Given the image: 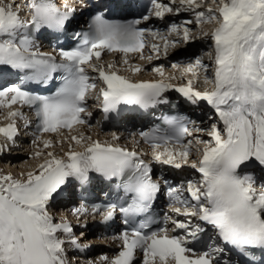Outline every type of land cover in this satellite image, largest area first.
I'll return each instance as SVG.
<instances>
[{
  "label": "snow or ice",
  "instance_id": "obj_1",
  "mask_svg": "<svg viewBox=\"0 0 264 264\" xmlns=\"http://www.w3.org/2000/svg\"><path fill=\"white\" fill-rule=\"evenodd\" d=\"M149 3L148 15L141 19L122 22L98 12L87 31L75 33L79 38L75 47L53 49L57 60V55L40 50L37 38L45 34V29L63 30L75 9L62 12L53 0H24L22 6L15 0L8 4L0 0V82L12 75L20 81L0 87V115L7 121L0 126V138L15 143L17 120L24 119L22 112L13 110L18 105L32 110L36 118L33 145L52 149L58 137L56 143L62 149L61 156L47 151L43 162L24 179L0 175V264H70L66 245H81L67 221L54 222L50 205L69 179L83 188L91 182L93 173L117 181L123 203L103 208L93 205L92 214H101L102 222L108 224L119 212L128 226L113 237L120 242L121 250L111 260L102 256L104 264H133L137 252L143 255L141 264H220L228 250L250 257L248 264H256L254 250L264 254V179L258 181L255 172L259 169L264 175V0ZM21 7L27 10V19H21ZM201 8L204 10L199 11ZM182 12L192 19L168 24L166 32L140 27L151 16L163 20L166 14ZM211 24L215 27L210 34L203 32L196 37L211 41V51L204 53L212 60L211 77L208 65L199 57L184 67L181 78L187 77V81L180 86L169 82L176 76L166 77L161 67L152 69L159 80L134 81L129 77L141 73L142 68L127 67L128 75H121L114 63H100L104 53L121 54L124 65H128L131 54L139 53L144 59L146 49L149 60L159 58L161 53L166 56L170 48L193 39L189 25L200 28ZM172 36L176 38L170 40ZM178 67L172 65L173 69ZM201 73L208 86L203 91L194 87ZM56 79L61 81L60 86L50 95L22 87L47 86ZM98 83L106 118L121 106L148 109L168 104L165 94L170 91L191 105L206 104L214 113L209 115L213 122L206 130L184 116L165 115L162 124L129 134L137 145L149 146L154 163L173 169L190 165L199 174V179L187 181L186 187H168L166 195L175 205L172 213L186 218L181 221L165 214L164 223L171 221V231L176 234L170 235L167 227L149 230L159 223L150 211L161 186L153 181L152 169L136 151L74 134L88 123L82 114L87 111L89 93ZM194 133L209 139L202 140ZM45 134L53 139H43ZM188 137L192 139L185 142ZM112 139L119 137L113 135ZM65 145L67 149L63 150ZM194 145L197 158L191 160ZM41 154L36 151L34 155L39 158ZM87 214L85 205L73 209L77 217ZM142 215L145 218L135 224V218ZM191 217L203 225L194 224ZM206 226L226 247L209 244L207 250L197 251L195 246L203 242L201 234ZM225 264H231V260Z\"/></svg>",
  "mask_w": 264,
  "mask_h": 264
},
{
  "label": "rangeland",
  "instance_id": "obj_2",
  "mask_svg": "<svg viewBox=\"0 0 264 264\" xmlns=\"http://www.w3.org/2000/svg\"><path fill=\"white\" fill-rule=\"evenodd\" d=\"M11 3V2H10ZM162 3H165V4H169L170 3V0H164V2H162ZM8 4V3H7ZM177 4H178V0H177ZM17 5V4H16ZM173 7H175L176 5H172ZM199 11H202V9L200 10V9H198ZM168 16H171L172 14H167ZM174 16H179V18L178 19H176L177 21L175 22V23H180L181 21H183V20H185V19H192V17H191V15L189 14V13H180V14H178V15H174ZM157 19V18H156ZM160 20V19H159ZM167 25H165V24H163V25H161V28H162V30H165V31H167V27H166ZM189 27L192 29V35H193V39L188 43V44H184V43H180L176 48H174V49H169V51L168 52H171L170 53V55H173L174 54V51H179V50H182L184 47H186V46H190L191 44H193V43H195L196 41H198V38H196V37H199V36H201L202 35V32H208L209 34H210V32H211V30H212V28H214L215 27V25L214 24H211V25H202L200 28H197L195 25H189ZM161 28H160V30L159 31H161ZM157 30V31H158ZM200 30V31H199ZM164 32V31H163ZM197 32H199L198 34H197ZM170 40H171V38H169ZM204 41H199V44H200V42L201 43H203V44H205V45H203L202 47H198V44L196 45V47H194V50H196V52H193L191 55H192V57L190 56V57H185L186 59H183V61L184 62H186L187 61V59H188V62H190V61H194L197 57H199L200 59H201V61H202V63L203 64H205V65H208V67H209V71H208V76L209 77H211V75H212V67H213V65H212V60L210 59L209 60V62H204V61H208V59L210 58L209 56H207V55H204V53H208V52H210L211 51V49H210V44H211V41L210 40H208L207 42L205 41V39H203ZM158 42V41H157ZM158 43H160V42H158ZM200 48H202L201 50H199ZM186 51H189V50H187V49H185ZM201 51L200 53H199V51ZM180 52V51H179ZM146 57L148 58V55H146ZM209 57V58H208ZM154 58H156V57H153V59L152 60H155L154 62H156V64L154 63V62H150L149 61V59H148V61H142V60H140L137 64L139 65V67L141 68L142 66H144V68H146V70H145V72H143V74L142 73H139V74H137V77L138 78H136V81L138 80V79H140V80H151L150 78H153V79H160V77L159 76H156L155 74H151V73H153L152 72V69L154 68V67H161V68H163V70H164V72H167V73H165V76L166 77H171V76H173V75H175L176 76V79L175 80H171V81H169V82H171V83H173L174 85H177V86H180V85H182L183 83H186V81H187V77H184L183 79L181 78V77H179V73H182L183 72V70H184V67H186L187 66V64L188 63H186V64H181V63H178L177 61H175V62H177L178 63V65H179V67L177 68V69H173V68H169L170 67V65H168L167 67H163L164 66V64H163V66L161 65H159L158 63H165L166 61H169V59L167 58V56H165L163 53H161L160 55H159V58H157V59H154ZM208 58V59H207ZM151 60V61H152ZM186 60V61H185ZM190 60V61H189ZM136 63V62H135ZM171 65H173V64H171ZM146 66V67H145ZM172 67V66H171ZM149 69V70H148ZM169 69H170V71H169ZM126 73V72H125ZM127 74V73H126ZM150 75H154L153 77H151ZM180 76H181V74H180ZM141 78H146V79H141ZM134 79V78H133ZM205 87H208L207 85H205L204 84V74L203 73H201V75H200V77H199V79L198 80H196L195 81V88L196 89H198V90H204L205 89ZM214 116V115H213ZM2 119V117H0V120ZM213 121L212 120H209V114H202V117H201V119L199 120V122H198V124H197V126L198 127H200V128H202V129H207L209 126H210V124L212 123ZM194 135L195 136H199V138L200 139H202V140H207V139H209L208 137H207V135H205V134H202V133H194ZM85 136V135H84ZM93 135L92 134H90V133H87L86 134V137H91L92 139H93V137H92ZM95 137V136H94ZM95 139H97V140H102V136H96L95 138H94V140ZM189 139H192V138H189ZM188 140V139H187ZM54 141H56V140H54ZM187 142V141H186ZM55 144V147L54 148H52V149H43V145L42 144H40V145H36V146H32V148H28V149H20V148H18L19 150H20V153H15V152H13L12 154H9V155H6V154H4V153H2V151H0V160H4V159H7L8 160V162H10V161H14L16 158H22L21 160V166H19L18 167V169H17V171L15 172V171H13L12 169H13V166H15V164L13 163V164H6V162L4 163V162H2V163H0V166L2 165V167H0V175H11L14 179H19V178H23L24 176H22L21 174L24 172V171H26V169L28 170V169H30L31 167H32V165H34L35 163H37V162H39V160H44L45 159V153L47 152V151H53L57 156H61L62 155V149L61 148H59V147H57V144L56 143H54ZM5 143L0 139V148H5ZM12 148H10L9 150H11ZM17 149V148H16ZM36 151H41L42 152V154H41V156L39 157V158H36L35 157V152ZM8 152V151H7ZM10 153V152H9ZM15 153V154H14ZM194 158H196V154H195V145L193 146V155H192ZM9 158H11V159H9ZM30 166V167H29ZM36 166V165H35ZM16 167V166H15ZM14 167V168H15ZM20 168V169H19ZM32 168H34V167H32ZM15 169V170H16Z\"/></svg>",
  "mask_w": 264,
  "mask_h": 264
},
{
  "label": "bare ground",
  "instance_id": "obj_3",
  "mask_svg": "<svg viewBox=\"0 0 264 264\" xmlns=\"http://www.w3.org/2000/svg\"><path fill=\"white\" fill-rule=\"evenodd\" d=\"M15 1H17V0H15ZM60 1H62V0H60ZM3 2H4V4H7L9 1L8 0H3ZM161 2H164V0H161ZM202 9V11L204 10L203 8H201ZM200 9V10H201ZM22 12H23V14L24 15H26L27 14V10L26 9H24L23 7L20 9ZM184 13V12H183ZM24 16L22 15L21 16V19H24L23 18ZM179 18V16H174V15H171V16H168L167 14H166V16L164 17V19L163 20H159V19H154V17L153 18H151V20H149V24H151V26L153 27V28H155L156 30H158V29H160L161 28V25H163V24H165V25H167L168 26V24H171V23H175L177 20L176 19H178ZM166 26V27H167ZM200 31V30H199ZM199 32H197V34H198ZM203 33V32H202ZM169 38H171V39H175L176 37H174V36H172V37H169ZM198 41H204L203 39H198ZM204 43V42H203ZM203 43H201L200 42V44H198V47H202L203 45H205V44H203ZM194 47H196V45L194 46ZM204 47V46H203ZM202 48H200L199 50H201ZM197 50V49H196ZM196 50H194V49H191V50H189V51H186L185 50V47L182 49V50H177V51H174V54L173 55H170V53L171 52H168L167 53V58L169 59V60H171V59H174L175 58V60L176 59H178V58H180L179 60H183V59H186L185 57H192V53L193 52H196ZM198 50V51H199ZM201 51H199V53H200ZM202 53V52H201ZM122 58H124L123 56H120V59H122ZM209 58V57H208ZM207 58V59H208ZM154 59H157V58H154ZM209 60H210V58L208 59V61H204L205 63L206 62H209ZM186 61V60H185ZM184 62V61H183ZM126 74V73H125ZM124 74V75H125ZM180 74L181 73H179V77H181L180 76ZM141 79H146V78H141ZM135 81H136V79H134ZM149 80V79H148ZM137 81H141L140 79H138ZM194 86H195V84H194ZM0 117H2V119L0 120V124H2L3 122H5V120H3V116L2 115H0ZM3 125V124H2ZM1 125V126H2ZM97 127L95 126V125H92L91 127L89 126L88 128H86L85 129V131H84V129L83 128H81V127H79L78 129H76L75 130V132H74V134H77V135H85V137H86V134L87 133H90V134H92L93 136V139L97 136H95L94 137V135L96 134V133H98L99 132V130L98 129H96ZM99 128V127H98ZM98 136H102V140L100 139L99 141L100 142H103V143H105L108 139H110V138H112V136H110V135H107L106 136V134L104 135V134H101V135H98ZM97 136V137H98ZM43 139H53L52 137H45V138H43ZM59 138L57 137V138H55L54 140H58ZM95 140H97V139H95ZM109 143H112V142H109ZM13 145H17V146H19V144L18 143H14ZM23 145V148H29L28 147V145L27 144H22ZM31 146H36V145H33V143L31 142L30 143V147ZM57 147H59V148H61L60 147V145H59V143L57 144ZM21 149V148H20ZM67 149V145H65L64 146V149L63 150H66ZM15 153H20V150L17 148H15V149H12ZM7 153H9V151L7 152ZM10 153H12V152H10ZM46 158V157H45ZM9 159H11V158H9ZM22 158H16L14 161L12 160V161H10V162H8V160L7 159H4V160H0V163H2V162H6V164H15V166H13V171H17V169H18V167L19 166H21L22 164L20 163L22 160H21ZM43 162V160H39V162H37V163H35L34 165H32V167H34V168H30V169H26V171H24L21 175L22 176H24L23 178H19V179H24L25 177H26V174H27V172H29V171H34L35 170V168H36V166H37V164H39V163H42ZM36 165V166H35ZM0 167H2V165L0 166ZM15 167V168H14ZM30 167V166H29ZM17 168V169H16ZM16 169V170H15ZM20 169V168H19ZM257 169L255 170V172L257 173ZM185 174V173H184ZM54 204L53 203H51V205H50V207L51 206H53ZM91 238H92V234H88V233H85V236H84V238L82 239V240H86V239H88V240H91ZM104 251V249L102 248V247H99V248H97L96 249V252L95 253H101V252H103ZM100 258H101V256H98L97 258L95 257L94 258V260L93 259H91V261H93L94 262V264H98V262H100ZM74 261H77V260H74ZM83 263V262H82Z\"/></svg>",
  "mask_w": 264,
  "mask_h": 264
},
{
  "label": "trees",
  "instance_id": "obj_4",
  "mask_svg": "<svg viewBox=\"0 0 264 264\" xmlns=\"http://www.w3.org/2000/svg\"><path fill=\"white\" fill-rule=\"evenodd\" d=\"M197 44H199V41H196L195 43L191 44L190 46H186L185 49H187V50L194 49V46Z\"/></svg>",
  "mask_w": 264,
  "mask_h": 264
}]
</instances>
